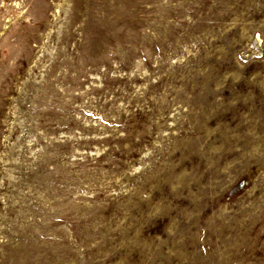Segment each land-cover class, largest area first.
<instances>
[{"label":"rangeland","instance_id":"374dc122","mask_svg":"<svg viewBox=\"0 0 264 264\" xmlns=\"http://www.w3.org/2000/svg\"><path fill=\"white\" fill-rule=\"evenodd\" d=\"M0 264H264V0H0Z\"/></svg>","mask_w":264,"mask_h":264}]
</instances>
